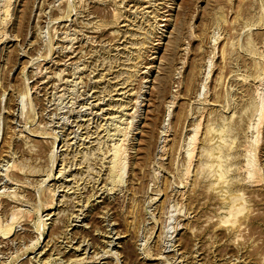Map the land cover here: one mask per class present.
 Listing matches in <instances>:
<instances>
[{
	"label": "rangeland",
	"instance_id": "obj_1",
	"mask_svg": "<svg viewBox=\"0 0 264 264\" xmlns=\"http://www.w3.org/2000/svg\"><path fill=\"white\" fill-rule=\"evenodd\" d=\"M0 264H264V0H0Z\"/></svg>",
	"mask_w": 264,
	"mask_h": 264
},
{
	"label": "bare ground",
	"instance_id": "obj_2",
	"mask_svg": "<svg viewBox=\"0 0 264 264\" xmlns=\"http://www.w3.org/2000/svg\"><path fill=\"white\" fill-rule=\"evenodd\" d=\"M189 153V152H188ZM190 155V154H189ZM114 162V161H113ZM113 165H115V162H114V164ZM224 189V188H223ZM6 233H8V231H6V232H4L3 234H6ZM184 239H185V237H184Z\"/></svg>",
	"mask_w": 264,
	"mask_h": 264
}]
</instances>
